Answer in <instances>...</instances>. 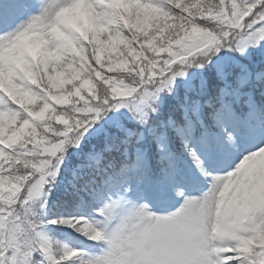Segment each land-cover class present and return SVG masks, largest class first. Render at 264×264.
<instances>
[{
  "label": "snow or ice",
  "instance_id": "obj_1",
  "mask_svg": "<svg viewBox=\"0 0 264 264\" xmlns=\"http://www.w3.org/2000/svg\"><path fill=\"white\" fill-rule=\"evenodd\" d=\"M0 264H264V0H0Z\"/></svg>",
  "mask_w": 264,
  "mask_h": 264
}]
</instances>
